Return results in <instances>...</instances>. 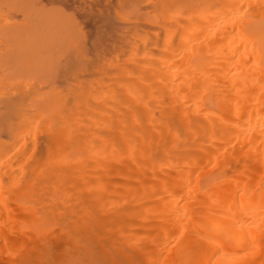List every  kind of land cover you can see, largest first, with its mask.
<instances>
[{
  "label": "bare ground",
  "instance_id": "6f19581e",
  "mask_svg": "<svg viewBox=\"0 0 264 264\" xmlns=\"http://www.w3.org/2000/svg\"><path fill=\"white\" fill-rule=\"evenodd\" d=\"M0 264H264V0H0Z\"/></svg>",
  "mask_w": 264,
  "mask_h": 264
},
{
  "label": "rangeland",
  "instance_id": "374dc122",
  "mask_svg": "<svg viewBox=\"0 0 264 264\" xmlns=\"http://www.w3.org/2000/svg\"><path fill=\"white\" fill-rule=\"evenodd\" d=\"M54 25H55V24H54ZM47 26H49V25H47ZM41 27H42L41 30L43 31L44 27H43V26H41ZM52 27H53V26H52ZM55 27H56V26H55ZM55 27H54V28H55ZM46 29H48V28H46ZM46 29H44V30H46ZM56 29H57V28H56ZM48 31H49V30H48ZM54 31L57 32L58 29H57V30H54ZM40 32H41V31H40ZM50 32H51V33H54V32H52V30L49 31L48 33L44 31V33H45V34L47 33L48 35H50V34H49ZM41 34H42V32H41ZM41 34H40V35H41ZM54 35H55V33H54ZM54 35H53V37H55ZM41 36H44V34L41 35ZM41 36H40V41L42 42V40H43V42H45V43H44L45 46H44L43 44H41V47L44 46V47L46 48L47 46H49V45L51 44V45L49 46V50L52 51V49H54V48H52V43L49 44V43H48V40H49V39H48V38H42ZM51 36H52V34H51ZM58 36H61V34H60V35L57 34L56 37L58 38ZM45 37H46V36H45ZM61 37H62V36H61ZM61 37L58 38L60 41H61V39H60ZM49 38H50V36H49ZM51 38H52V37H51ZM51 38H50V39H51ZM38 39H39V37H38ZM41 39H42V40H41ZM45 39H46L47 42L45 41ZM47 39H48V40H47ZM58 39H57V42L59 41ZM51 40H52V39H51ZM62 41H63V38H62ZM49 42H50V41H49ZM52 42H53V41H52ZM54 42H56V41H54ZM63 43H64V42H63ZM46 44H48V45H46ZM54 44H55V43H54ZM59 44H60V43H59ZM64 44H65V46H66V43H64ZM64 44H62V46H63ZM55 45H56V44H55ZM55 45H54V46H55ZM54 46H53V47H54ZM65 46H64V47H65ZM56 47H61V46H56ZM51 48H52V49H51ZM58 49H60V48H58ZM58 49L56 50V48H55V53H54V52H53V53H54V55H56V57L52 54V56H54V58H55V59H53L52 61H51V58H53V57H52V56L49 57V56H50L49 53H51V52H50V51L48 52V54H49V56H48V57H49L48 60L50 59L49 61H51V64H50V62H48V60L46 59L47 57H46V55H44V54H46V53H44V50H43V53H44V54L42 53V54H39V55H40V58H41V55H42L43 57H44V56L46 57V58L44 57V58H45L44 62L47 61L46 63H47V65H48V64L50 65V66L48 65L50 68L52 67V65H55V66H56V64H57V66H56L57 68H56V67H52V68H56L57 71H62V70L65 69L66 65H62V64L60 65V62H62V63L64 62V64H66V62H67V58H66V56H65L64 54H63V57L61 56V54H62V50H63V49L61 48L59 51H58ZM40 50H42V49H40ZM53 51H54V50H53ZM56 51L59 52V55H60L61 57H60L59 55H57V52H56ZM60 51H61V53H60ZM41 52H42V51H41ZM37 55H38V54H37ZM57 56L60 57V58H58ZM43 57H42V60L44 59ZM56 58H58L59 60L57 61ZM64 58L66 59V60H65L66 62H65V61H62ZM33 60L36 61V62L38 61V59H37L36 56H35V59H33ZM54 61H55V62L57 61V62L55 63ZM52 62H53V64H52ZM39 64H41V62H39ZM44 64H45V63H42V66H43ZM58 64H59V66H58ZM36 65H37V64H36ZM44 66H45V65H44ZM44 66H43V67H44ZM62 66H63L64 68H63ZM59 67H62L63 69H62V68L58 69ZM39 68H40L39 70H41L42 67L39 65ZM45 68H46V67H45ZM45 68H44V70L42 69V70H43L42 72L45 71ZM46 69H47V71H48V68H46ZM49 70H50V69H49ZM47 71H46V72H47ZM51 71H53V69H52Z\"/></svg>",
  "mask_w": 264,
  "mask_h": 264
}]
</instances>
